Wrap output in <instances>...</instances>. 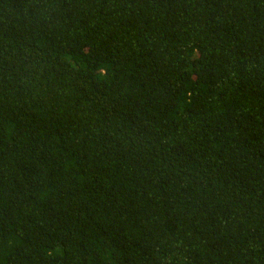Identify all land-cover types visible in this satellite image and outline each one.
Returning a JSON list of instances; mask_svg holds the SVG:
<instances>
[{
	"label": "trees",
	"instance_id": "1",
	"mask_svg": "<svg viewBox=\"0 0 264 264\" xmlns=\"http://www.w3.org/2000/svg\"><path fill=\"white\" fill-rule=\"evenodd\" d=\"M0 264H264V0H0Z\"/></svg>",
	"mask_w": 264,
	"mask_h": 264
}]
</instances>
